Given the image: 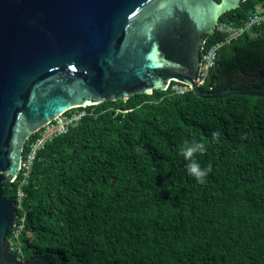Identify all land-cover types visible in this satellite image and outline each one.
I'll return each mask as SVG.
<instances>
[{
	"label": "trees",
	"instance_id": "obj_1",
	"mask_svg": "<svg viewBox=\"0 0 264 264\" xmlns=\"http://www.w3.org/2000/svg\"><path fill=\"white\" fill-rule=\"evenodd\" d=\"M256 6L264 0H240L218 23L240 25ZM203 38L199 59L221 43L203 92L262 84L264 24L229 42L217 30ZM175 84L65 112L83 115L37 152L5 239L22 223L11 253L52 264H264V93L200 98ZM192 139L212 166L203 184L179 153ZM21 178L3 182L4 198L16 200Z\"/></svg>",
	"mask_w": 264,
	"mask_h": 264
},
{
	"label": "water",
	"instance_id": "obj_2",
	"mask_svg": "<svg viewBox=\"0 0 264 264\" xmlns=\"http://www.w3.org/2000/svg\"><path fill=\"white\" fill-rule=\"evenodd\" d=\"M239 2L0 0V264H52L8 251L17 210L1 188L18 175L29 136L57 116L171 82L200 98L264 93V69L253 87L206 93L194 81L203 37Z\"/></svg>",
	"mask_w": 264,
	"mask_h": 264
},
{
	"label": "built area",
	"instance_id": "obj_3",
	"mask_svg": "<svg viewBox=\"0 0 264 264\" xmlns=\"http://www.w3.org/2000/svg\"><path fill=\"white\" fill-rule=\"evenodd\" d=\"M262 24H264V7L261 8L260 6H256L254 11L246 18V20L242 24L235 26V25L228 24V23H218L217 22L214 30H217L218 32L224 34L225 35L224 42H229L230 40L236 39L237 37L243 35L244 33L249 32L254 27H257ZM220 45L221 43L214 44L206 53H204L201 56L200 65H199V68L197 70V74L194 80L198 86L202 84L205 72L208 70L209 67H211L214 64L215 57H216V51ZM171 89L175 93H179V94L183 93L186 90H189L187 86L183 84H179V83L173 85ZM82 115H83L82 112H73V113H70L69 115L63 113L36 131L38 133L37 137L28 143L27 152L24 156L21 157L18 175L19 173H21L22 178L19 181L18 186H17L18 189L16 191V200L15 201L13 200L15 203L16 210L21 209L20 202L24 196V193L21 190V187L26 183V180L30 174L32 164L36 158L37 152L43 149L45 144L51 141L53 138L66 133L71 126L77 123V121L80 119ZM18 175L16 176V178L12 180V182H14L17 179ZM21 221H22V218L20 219V222ZM15 226H16V223L13 226V228ZM21 228H22V223L17 225L12 239L17 238L18 233L20 232ZM12 239L9 243V246L7 244L8 251L10 253L12 251H16L17 253H19L18 246L11 245ZM18 259L22 260V258L20 257Z\"/></svg>",
	"mask_w": 264,
	"mask_h": 264
},
{
	"label": "clouds",
	"instance_id": "obj_4",
	"mask_svg": "<svg viewBox=\"0 0 264 264\" xmlns=\"http://www.w3.org/2000/svg\"><path fill=\"white\" fill-rule=\"evenodd\" d=\"M220 136L219 132L212 133V142H217ZM207 151V146L203 141L192 139L191 141L185 140L179 146V153L185 160V168L187 173L193 177L197 183H205L206 177L212 171V166L208 165L202 167L200 162L196 159V154H202ZM12 254V253H11Z\"/></svg>",
	"mask_w": 264,
	"mask_h": 264
},
{
	"label": "flooded vegetation",
	"instance_id": "obj_5",
	"mask_svg": "<svg viewBox=\"0 0 264 264\" xmlns=\"http://www.w3.org/2000/svg\"><path fill=\"white\" fill-rule=\"evenodd\" d=\"M257 81H258V80H256V83H257ZM247 85H249V84H247Z\"/></svg>",
	"mask_w": 264,
	"mask_h": 264
},
{
	"label": "rangeland",
	"instance_id": "obj_6",
	"mask_svg": "<svg viewBox=\"0 0 264 264\" xmlns=\"http://www.w3.org/2000/svg\"><path fill=\"white\" fill-rule=\"evenodd\" d=\"M12 228H13V227H12ZM11 230H12V229H11ZM11 230H10V231H11Z\"/></svg>",
	"mask_w": 264,
	"mask_h": 264
}]
</instances>
